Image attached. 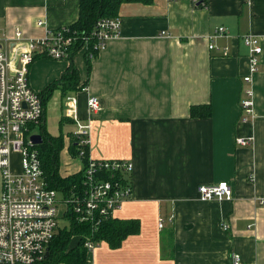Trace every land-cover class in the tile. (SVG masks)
<instances>
[{
  "label": "crops",
  "instance_id": "1",
  "mask_svg": "<svg viewBox=\"0 0 264 264\" xmlns=\"http://www.w3.org/2000/svg\"><path fill=\"white\" fill-rule=\"evenodd\" d=\"M79 2L0 0V38H11L16 28L37 39L68 27L78 20ZM118 18L120 36L106 43L89 70L83 51L61 61L36 55L28 69L37 93L70 62L85 83L84 92L56 89L44 102L46 128L49 101L55 94L63 100L61 177L83 169L70 150L74 126L63 115L71 96L91 125L87 155L132 165L131 196L114 217L136 220L138 232L117 247L97 241L85 264H230L233 254L241 264H264V0L125 3ZM219 27L227 33L211 39ZM246 35L262 50L251 84L243 82L249 73ZM250 87L253 115L244 122L241 102ZM89 96L100 105L94 114ZM192 107H209L210 114L194 118ZM238 138L251 144L239 146ZM221 182L231 185V201L199 200L198 186Z\"/></svg>",
  "mask_w": 264,
  "mask_h": 264
},
{
  "label": "built area",
  "instance_id": "2",
  "mask_svg": "<svg viewBox=\"0 0 264 264\" xmlns=\"http://www.w3.org/2000/svg\"><path fill=\"white\" fill-rule=\"evenodd\" d=\"M41 25L38 21L37 26ZM120 28V19L111 18L98 21L89 36L82 39L66 27L49 31L37 39H26L16 28L11 38H0V264H42L58 227L57 193L48 188L37 150L29 140L43 116L41 98L28 82L29 65L36 55L61 61L83 51L86 57L93 59L94 53L103 50L110 39L120 36ZM226 33L224 27H219L210 38ZM90 38L92 46L89 45ZM242 41L249 53V73L243 77V82L251 84L262 50L252 35L244 36ZM213 48L212 44L208 47L209 50ZM226 55L224 51L223 56ZM85 90L84 86L79 92ZM252 94L251 87L244 91L245 99L241 102L244 122L253 115ZM87 108L92 114L100 110L96 97H88ZM64 117L74 126L72 136L78 147L77 157L85 162L82 193H73L63 203L67 209L69 207L75 221L88 225L93 234L105 221L113 218L131 196L132 165L119 160L94 159L84 153L91 125L79 117L76 96L67 98ZM235 142L239 146H249L251 139L238 138ZM14 156L19 159L18 174L10 172ZM197 194L204 202L233 199L232 187L226 182L200 185ZM222 226L227 229L226 225ZM162 227L163 220L159 219L158 228ZM95 245L90 236L83 240L87 251L93 250ZM230 264H241L240 257L233 254Z\"/></svg>",
  "mask_w": 264,
  "mask_h": 264
},
{
  "label": "trees",
  "instance_id": "3",
  "mask_svg": "<svg viewBox=\"0 0 264 264\" xmlns=\"http://www.w3.org/2000/svg\"><path fill=\"white\" fill-rule=\"evenodd\" d=\"M152 2L153 0H80L78 20L66 28L70 30L71 34L76 35L78 39H82L83 37L89 36L98 21L102 19L118 18L119 8L122 4H151ZM92 42L93 40L90 38V46H92ZM77 48L76 46L75 50H77ZM97 55L98 53L95 52L93 59L96 58ZM93 59L86 57L88 70L90 69L89 63ZM84 86L85 83L80 84L77 69L72 62H70L67 69L58 80L53 81L42 92L38 93L41 98L43 109L45 100L50 98L54 90L58 89L62 94L76 93ZM190 114L192 117L197 118L209 115L210 109L206 107V109L201 111L200 107H192ZM38 130V134L41 135L43 143L35 147V149L37 150L43 177L48 188L61 193L65 199L73 193H82L84 188L83 169L67 177H61L59 175V156L64 148L63 137L60 135H50L42 122H40ZM70 139L72 143L70 145V150H72L73 155L77 156L78 147L73 143L74 139L71 138V136ZM83 151L87 154V147H83ZM81 162L84 165L85 161L82 160ZM68 209L65 208L64 212V217L68 221V226L57 227L54 238L49 244L48 256L43 260L42 264H85L88 251L83 246V240L86 236L92 237L94 242L104 240L111 247H117L124 238L137 233L139 229L136 220L120 221L113 217L105 221L95 233L91 234L90 227L76 222ZM74 239L76 241H74ZM72 241H74L73 244Z\"/></svg>",
  "mask_w": 264,
  "mask_h": 264
},
{
  "label": "rangeland",
  "instance_id": "4",
  "mask_svg": "<svg viewBox=\"0 0 264 264\" xmlns=\"http://www.w3.org/2000/svg\"><path fill=\"white\" fill-rule=\"evenodd\" d=\"M62 101H63L62 97L59 94H55V96L51 98V100L49 101L47 105L48 108L46 109L47 110L46 111V128H47V131L53 135H59L60 133L59 120L61 118ZM66 103H67V98L65 99V105ZM64 111H65V108H64ZM62 131L64 134H66L69 130L63 128ZM31 133L38 134L39 130L38 129L33 130ZM64 153H65V150H63V152L60 154L59 167L61 166V168L63 167L64 162H65ZM18 161L19 159L17 156H14L13 158H11L10 172L12 174L19 173V162ZM0 182H1V178H0ZM56 193H57V201H58L56 222H57L58 227H67L68 221L64 217L66 206L63 203V200H65V197L61 193H58V192ZM74 241L76 240L74 239ZM74 241H72V244L74 243Z\"/></svg>",
  "mask_w": 264,
  "mask_h": 264
},
{
  "label": "water",
  "instance_id": "5",
  "mask_svg": "<svg viewBox=\"0 0 264 264\" xmlns=\"http://www.w3.org/2000/svg\"><path fill=\"white\" fill-rule=\"evenodd\" d=\"M32 146L37 147L43 143V139L40 134H33L29 137ZM49 249L46 250L45 258L48 256Z\"/></svg>",
  "mask_w": 264,
  "mask_h": 264
}]
</instances>
